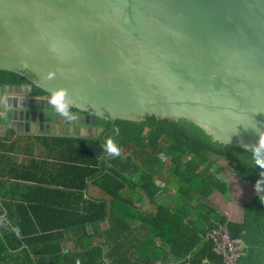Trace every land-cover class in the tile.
<instances>
[{
  "label": "water",
  "instance_id": "water-1",
  "mask_svg": "<svg viewBox=\"0 0 264 264\" xmlns=\"http://www.w3.org/2000/svg\"><path fill=\"white\" fill-rule=\"evenodd\" d=\"M0 70L32 80L0 87V140L95 138V119L152 117L254 153L264 132V0H0ZM59 88L76 114H53Z\"/></svg>",
  "mask_w": 264,
  "mask_h": 264
},
{
  "label": "trees",
  "instance_id": "trees-1",
  "mask_svg": "<svg viewBox=\"0 0 264 264\" xmlns=\"http://www.w3.org/2000/svg\"><path fill=\"white\" fill-rule=\"evenodd\" d=\"M31 81L0 70V87H19ZM32 92L44 96L34 85ZM69 113L77 112L69 109ZM116 127L118 134L113 132ZM94 128L101 130L95 138L56 139L72 147L70 162L78 178L72 185L78 205L70 212H55L57 228L64 231H22L16 224L13 228L19 229V236L0 230V264H222L205 239L210 221L224 226L228 238L241 245L236 264H264V178L260 176L264 169L255 164L254 153L212 143L184 121L145 117L133 124L111 122L105 116L95 119ZM109 136L114 137L119 156L106 152ZM221 159L232 164V174L255 193L242 208L240 224L226 222L216 212L213 195L222 197L226 192L218 177L222 169L214 165ZM164 171L180 199L170 206L155 203L161 193L155 180ZM87 179L105 199L82 200ZM259 179L260 192H256L254 184ZM142 200L154 207L153 214L141 211ZM67 235L77 242L72 251L60 245Z\"/></svg>",
  "mask_w": 264,
  "mask_h": 264
},
{
  "label": "crops",
  "instance_id": "crops-1",
  "mask_svg": "<svg viewBox=\"0 0 264 264\" xmlns=\"http://www.w3.org/2000/svg\"><path fill=\"white\" fill-rule=\"evenodd\" d=\"M58 138L61 136L15 135L9 140H0V230L14 231L13 225L16 224L22 231H64L57 228L58 217L55 212H70L76 206L72 185L78 183V178L70 162L73 157L72 147L59 144L56 140ZM214 165L222 169L218 177L226 185L224 196H218V193L213 195L218 209L216 212L224 216L226 222L240 224L241 210L255 193L247 182L232 174V164L221 159ZM163 173L161 178L155 180V184L161 188L155 203L170 206L180 199L175 185L171 184L172 178L166 171ZM91 183L92 180H85L87 186L82 200L105 199L102 192ZM140 207L145 214L151 215L154 212V207L146 200H142ZM41 245L45 243H38V246ZM47 245L55 246V243ZM60 245L72 251L77 242L67 235Z\"/></svg>",
  "mask_w": 264,
  "mask_h": 264
},
{
  "label": "clouds",
  "instance_id": "clouds-1",
  "mask_svg": "<svg viewBox=\"0 0 264 264\" xmlns=\"http://www.w3.org/2000/svg\"><path fill=\"white\" fill-rule=\"evenodd\" d=\"M54 73L49 72L47 74V78L49 80L54 78ZM68 90L65 88H59L57 90H55L54 92L51 93L50 98L48 99V103L52 106H54V113H59L61 115L64 116H69V105L65 102V96L67 95ZM6 103V101H5ZM71 120H76L77 119V115H73L72 117H70ZM113 132L118 134L119 133V128L116 127L113 129ZM257 132L259 133V141H258V147L254 146V155H253V159L255 161V164L259 165L260 169H264V160L260 159L259 157V152L261 149H264V132H260L257 129ZM248 147V146H246ZM106 152L109 155H113V156H119L120 155V149L119 147L116 145L114 137L109 136L106 139ZM260 176L262 178H264V171L260 172ZM261 183V180H257L254 184V190L256 192H260L259 190V184ZM14 231L16 232L17 236H19V229H14ZM79 264V262H78Z\"/></svg>",
  "mask_w": 264,
  "mask_h": 264
},
{
  "label": "built area",
  "instance_id": "built-area-1",
  "mask_svg": "<svg viewBox=\"0 0 264 264\" xmlns=\"http://www.w3.org/2000/svg\"><path fill=\"white\" fill-rule=\"evenodd\" d=\"M205 239L212 245V251L221 257L222 264H236L240 256L241 245L228 238L224 226L210 221L205 228Z\"/></svg>",
  "mask_w": 264,
  "mask_h": 264
},
{
  "label": "flooded vegetation",
  "instance_id": "flooded-vegetation-1",
  "mask_svg": "<svg viewBox=\"0 0 264 264\" xmlns=\"http://www.w3.org/2000/svg\"><path fill=\"white\" fill-rule=\"evenodd\" d=\"M94 124H95V123H94ZM83 125H84V123H83ZM91 126H92V125H91V124H89V126H88V127H89V129H92V128H94V126H92V127H91Z\"/></svg>",
  "mask_w": 264,
  "mask_h": 264
},
{
  "label": "rangeland",
  "instance_id": "rangeland-1",
  "mask_svg": "<svg viewBox=\"0 0 264 264\" xmlns=\"http://www.w3.org/2000/svg\"><path fill=\"white\" fill-rule=\"evenodd\" d=\"M219 176V175H218Z\"/></svg>",
  "mask_w": 264,
  "mask_h": 264
}]
</instances>
